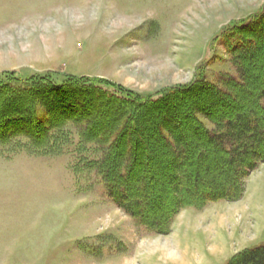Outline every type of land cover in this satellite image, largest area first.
Instances as JSON below:
<instances>
[{
  "label": "rangeland",
  "instance_id": "rangeland-1",
  "mask_svg": "<svg viewBox=\"0 0 264 264\" xmlns=\"http://www.w3.org/2000/svg\"><path fill=\"white\" fill-rule=\"evenodd\" d=\"M261 19L264 0H0V80L16 78L13 84L21 88L18 82L40 77L50 83V100L58 93L54 87L68 80L101 79L108 93L123 89L146 101L167 91L179 96L177 88L195 81L238 98L236 110L217 106L221 122L245 111L264 86ZM82 99L71 92L63 104L32 98L33 106L23 107L10 96L7 110H19L25 127L14 117L3 125L7 114L0 94V264H226L234 253L264 243V161L244 179L240 198L183 207L167 232L146 233L107 195L91 164L105 147L82 140L79 131L92 122L96 130L106 127L93 110L83 109ZM73 109L86 125L54 121ZM196 117L212 128L201 112ZM110 120L113 129L118 119ZM192 130L188 147H206ZM161 148L150 153L147 167L154 173L153 191L144 196L162 198L161 206L142 207L151 219L173 200L163 185L173 184L165 176L175 163L170 157L166 168L156 165ZM214 164L208 155L198 173L205 178ZM127 194L143 197L136 189Z\"/></svg>",
  "mask_w": 264,
  "mask_h": 264
},
{
  "label": "trees",
  "instance_id": "trees-1",
  "mask_svg": "<svg viewBox=\"0 0 264 264\" xmlns=\"http://www.w3.org/2000/svg\"><path fill=\"white\" fill-rule=\"evenodd\" d=\"M260 14L262 12L257 15ZM263 22L264 20L261 19L260 24ZM262 26L259 29L261 32L263 31ZM252 28L254 27L252 26ZM237 44L244 45L241 40ZM251 44L256 46L255 43L251 42ZM17 81L20 80L16 78L0 80L3 109L7 114V119L4 121L13 119V117V120L20 123L25 121L19 110L13 111L15 108H10L11 111L7 110V107L12 104L7 103L10 96L17 99L18 105L23 107L26 102H30L33 106L32 98L35 103L40 101L47 106L49 105L47 102L63 104L71 92H76L81 100H83L82 98L86 100V103L83 102L85 103L82 106L83 109L93 110L96 122L100 121L106 127V130L102 129L103 131L96 130L98 126L92 122V125L87 124L79 131L82 140L98 142V146L105 147L101 156L91 164L96 168V174L104 183L107 195L122 211L137 219L146 233L167 232L172 217L183 207L200 208L205 202L234 201L240 198L244 191V179L264 161V104L261 103L264 100V86H260L257 90L258 94L254 95V100L244 107L245 111L235 112L220 122L217 106L225 104L226 108L236 110L241 106V103L236 101L238 98H234L233 95L229 97V94H222L216 89L195 81L179 88L181 90L177 88L182 93L181 95L179 93V96L168 94L167 91L164 96L150 101L123 89H118V93H108L99 86L103 82L101 79L68 80L65 84L54 87V91L58 93L50 100H47L49 98L46 97V90L50 87L49 82L42 81L40 77L30 78L24 82H18L24 86L18 88L13 84ZM172 90H176V88H172ZM89 93L94 94V97H91ZM24 94H26L25 101L20 99ZM250 94L253 96L252 91ZM88 95L91 97L90 99ZM187 95H194V97L189 99L190 102L187 99V102H180L181 98ZM58 96L60 100L56 98ZM200 100L207 101L208 104L203 106ZM69 106L72 105L69 103ZM69 106L66 108L68 109ZM73 110H75L74 114L63 115L62 118L61 115H55L54 121L67 118L68 120L73 119L75 123L86 125L85 121L79 120L82 116L79 113L80 110ZM109 111L113 117L118 119L113 129H110L109 126L113 121L110 120L113 117L108 118ZM214 111L216 112L214 113ZM200 112L212 123L211 129L201 125V121L196 117V114ZM103 113H106L107 116ZM24 123L25 127L29 125L26 121ZM9 124L8 121L3 122V125ZM188 125L196 133L195 136L204 139L207 143L206 147L200 146L193 150L188 147L190 129ZM161 127L163 130L165 129V133L161 131ZM106 131L107 133H105ZM28 132L30 131L28 130ZM161 145L156 165L166 168L170 164L168 163L170 157L175 163L174 169L171 168L168 172L170 174L165 176L168 182L172 176L173 184L163 185L166 191L173 195V200L163 214L151 219L142 207L148 211L161 206L162 198H155L151 195L148 198L144 196L148 189L150 191L153 189V181L150 179L154 177V173L147 171V167L152 158L151 154H154L156 147ZM195 145L197 144L195 143ZM208 155L215 157L216 164L213 165V170H206L205 175L207 176L204 178L198 173V169H200V162L205 160ZM120 156H125V158L121 159ZM142 164L145 169H140ZM216 177H219L221 181L217 182ZM202 181L204 182L202 190L198 191L197 187L202 184ZM135 189L143 194L141 200L136 197H128L127 193L129 192L132 196L135 194ZM154 199L156 202L153 204L152 200ZM226 264H264V243L236 252Z\"/></svg>",
  "mask_w": 264,
  "mask_h": 264
},
{
  "label": "crops",
  "instance_id": "crops-1",
  "mask_svg": "<svg viewBox=\"0 0 264 264\" xmlns=\"http://www.w3.org/2000/svg\"><path fill=\"white\" fill-rule=\"evenodd\" d=\"M234 254H235V253H234ZM234 254H233V255H234ZM233 255H231V256H233ZM231 256H230V257H231ZM230 257H229V258H230Z\"/></svg>",
  "mask_w": 264,
  "mask_h": 264
}]
</instances>
